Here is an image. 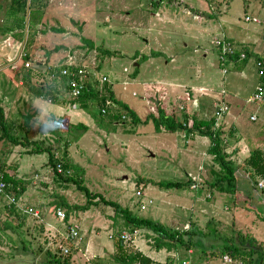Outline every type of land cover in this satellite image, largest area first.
<instances>
[{"label":"rangeland","instance_id":"374dc122","mask_svg":"<svg viewBox=\"0 0 264 264\" xmlns=\"http://www.w3.org/2000/svg\"><path fill=\"white\" fill-rule=\"evenodd\" d=\"M59 1L73 6L71 8H64L56 6V3L47 1L43 16L48 10L50 13L49 18L43 24L37 25L36 33L31 40L34 42L37 36L38 43L44 42L43 44H37V50L46 48V46L51 47L52 51L57 50L59 47L61 49L71 48L74 50L72 57L77 54L75 62L91 65L90 57H93L92 61L97 65V68L102 64L104 68H109L108 71L110 72H113V68L116 67L110 68L111 62L109 61H111L110 58L112 56H119L120 54L118 64L132 69L134 54L142 55L145 53V51L141 50L142 43L139 41L140 38L136 39L134 36L138 32V29H135L136 24L131 26L125 20L119 30L114 31L111 27H108L104 31L97 29L98 27L105 29L104 27L114 23L115 20H123L124 18L132 20L133 18H137L139 21L142 14L149 16L151 8H147L144 5L145 0H128L131 2L129 7L131 10L113 13L114 19L112 11L105 8L107 4L106 0H85L89 2L82 8L78 0ZM95 1L97 3L93 4ZM166 1L169 2V0ZM172 1L171 3H173ZM188 1L195 2V0ZM6 2L9 3V0H0V39L4 34V30L7 29L6 26L11 22V18H8L6 15ZM118 2L119 0H112L111 8L120 7L117 5ZM137 3L138 5H136ZM140 4L142 5L140 6ZM194 7L198 8V5ZM229 7L232 11L237 12V17H240L241 23H245L247 26L260 25V23L245 22L243 19L244 12H247L250 16H256L260 20L264 17V13L261 12L264 10V0H230ZM62 17L66 18L64 25L60 23ZM85 23L87 28L85 31L88 35L92 34V38H86L82 32L83 28H85ZM95 25H97L96 28ZM26 29L27 27L25 26L24 31ZM8 31L6 32L8 33ZM14 31L15 33L19 32V28H16ZM62 32L63 35H61ZM66 32L67 34L65 35ZM13 36L16 37L15 34ZM61 37H67L64 40V44H60L59 39ZM131 38L132 40H129ZM85 39H90L93 42V46H90ZM2 42L0 40V98L7 117L14 115L18 120H21V115L16 114L15 106L18 107L19 105L21 109L25 108L26 106L22 107L21 104L23 101L21 98L24 99V97L18 93V90L16 92H8L10 89L13 90L12 87L16 86L12 82H6L4 70L9 65V68L16 65L24 47L21 44H9L5 42L2 45ZM32 42L24 49L25 53L28 54L27 59L35 61L44 60L40 54L36 53L37 51L33 52L32 57H30L29 47L33 44ZM188 43V53L195 58L196 53H190L195 43L194 41H188ZM94 46L96 50H93ZM26 48H29L28 52ZM100 50H106L109 53L106 54ZM9 51L12 52V56L15 59L7 58V60H4V56L7 57ZM118 51L120 52L119 54H117ZM65 56L67 57V55ZM154 56L159 55L154 54ZM208 58L213 59L215 62V55L212 53L208 55ZM161 59L156 64H160ZM6 61L11 64L6 65ZM206 61H208L207 58L203 60L202 57H199L197 63L193 61V64L199 65V67H202V72L204 71L209 74L208 72L212 70V67L204 68ZM233 62L241 63V66L245 70V76L238 75L236 71L234 72L236 68ZM217 63L220 66L218 57ZM224 66L227 69L229 68L228 72L222 75L218 71L213 77L217 83V88L221 87L223 78L227 82H230L229 84H225L227 93L233 94L237 91L240 98L239 105L235 111L237 122L240 126L252 128L259 126L261 114H264V106L253 101L245 103L246 98L251 95L255 84L259 80L255 59L246 58L240 60L228 57L224 61ZM195 70L196 68L192 71L195 73ZM113 79H115L114 84H116L115 92L117 95L114 94V100L116 99L115 102L118 104L116 109H120V118H122L119 120L120 123L118 125L115 123L108 125L107 121L104 122L106 120L105 117L102 119L95 116L92 117L90 112L85 111L79 106V102L72 104L67 99V105L71 106L72 109L81 108L85 114L91 117L90 120H78L79 117L75 114L65 119L60 117L58 119L59 133L57 134L48 130V127H52L54 124L51 120L43 123L39 122V126L34 123L29 129V137L33 140L42 141V147H46L47 143H49L53 148L52 153H54V158H57V161L61 160L63 167L64 164H67V174L73 175L75 179H80L81 184L87 187L91 193L99 194L106 200H111L119 203L122 207H127L134 215L151 218L180 231L189 229L193 224L200 226V229L205 231L207 229L206 224L212 220L210 224L217 226V230L221 231L222 235H229L230 229L233 228L234 230L253 236L264 249V219L261 218L264 217V188L257 186L258 181L262 177L254 176L251 180L247 179L249 169L247 168L245 159L249 157L250 150L246 149L245 153L242 154L243 158L239 160L235 159L234 161L238 169L235 173L238 188L237 195L226 194L211 189L208 186L210 180H213L210 170L212 172L213 169H217V166L213 162V156L208 152V147L211 145L210 138L202 139V136L194 131L193 135L186 137L183 136L180 130L175 132L157 131L150 119V115L156 113L152 111V108L154 107L153 99L157 95H153L152 92L149 93L150 96H148V100L146 101L148 108L144 105L143 108H138L136 111V107L131 102L129 104L126 95L130 99L135 98L122 92V89L123 91L128 90V84L125 83L121 89L116 78ZM111 83L105 84L110 88V92H112ZM7 85L9 86L8 89L6 88ZM5 94L7 96H4ZM134 96L140 98L138 92ZM149 97H152V100ZM183 98L185 103L188 104L186 96ZM207 98L206 96H200L199 100L201 104L205 105L206 102L203 100ZM171 101H178V99L170 98L168 102L165 99L162 103L163 109L179 121L184 114L177 112ZM23 102H26V100ZM121 105H126L128 108H131L129 105L133 106L135 108L133 112L137 119L133 121L125 113L126 109ZM149 111L152 113H149ZM200 111L199 107L194 115H192V112L188 116H191L193 119L211 118L205 115L200 117L198 115ZM255 112H257L259 118L257 120H249V116L254 115ZM91 113L93 112L91 111ZM101 122L104 123L101 124ZM78 123L86 126L87 129L85 131H81L78 128L75 129L74 132L79 134L78 138L74 139L71 136L68 146L65 147L63 141L66 139L64 138L65 132L68 130V132H72L71 126ZM104 126L108 127V129L104 128ZM222 145L224 151L231 155L229 150L231 146L227 142L222 143ZM260 147L264 151V146ZM27 150L28 147L21 145L12 146L10 143L1 141L0 166L15 178H17L15 175H22L21 180L24 186L22 196L26 197L25 199H28L32 205L45 211L44 221L49 222L48 219L53 216V223L51 224L61 233L65 232V224L76 225L79 234L83 235V238L82 240H67V244H65L70 250L69 253L77 254L78 257L76 259L77 262L74 263L73 260L71 264H121L114 260L112 255L117 251L116 239L120 233L119 231L123 230L132 233L133 236L132 239L125 242L130 252L138 248L143 254L160 263L245 264L241 258H231V262H225L223 254L220 253L221 248H216L214 252L211 249H207L203 251L204 253H200L195 249L185 250L183 248L170 251L161 248L159 251L154 247L153 238L149 236L152 235L151 233L145 232L146 230L143 229H137L133 232L124 229L123 217L115 211V208L100 202L98 197L87 199L86 194L82 192L74 181H61V179L57 178V175L53 174L47 152L29 154ZM246 153L249 154L247 158L245 156ZM14 172L17 174H14ZM197 173L201 174L203 178V182H198H201L200 185L196 184L192 179ZM35 175H38V180L33 179ZM191 180L194 181L192 184L190 183L181 188L164 187L158 184L159 181H179L185 184L188 181L191 182ZM253 185L257 187V190L254 191ZM140 187L142 192L136 194ZM60 198H63L69 205H75L73 209L59 206L68 215L63 221L65 224L54 216V211L58 207L56 202ZM7 211V207L0 206L1 221L5 220V212ZM46 213L48 218L46 217ZM85 215L89 218H82ZM10 219L11 225L9 229H6L4 232L2 227H0V264H41V261L46 257L43 252L37 253L38 246L48 247L54 252L59 251V254H63L56 245H46V229L41 222H35L26 217H13ZM17 224L20 227H16ZM50 232L48 236H51ZM6 233L11 238L9 240L6 237L8 243L4 238ZM55 238L57 242L64 244L60 233L56 232ZM89 238H91L90 242L92 245H88L87 251L84 252L82 245H85L86 240ZM137 241L139 246L135 243ZM23 242L25 243V250H23ZM140 247L142 250H140ZM262 264H264V260Z\"/></svg>","mask_w":264,"mask_h":264},{"label":"crops","instance_id":"0c3cea01","mask_svg":"<svg viewBox=\"0 0 264 264\" xmlns=\"http://www.w3.org/2000/svg\"><path fill=\"white\" fill-rule=\"evenodd\" d=\"M78 1L81 8L86 6L89 2H86L85 0ZM171 1L172 0H169V2L166 0H145L144 5H146L147 8H151L149 16L142 14L139 18V21L137 18H133L132 20L128 18H124L123 20H115L114 23L104 27L105 29H101L99 27L97 28L100 31H104L108 27L113 28L114 31L119 30L125 20L128 21L131 26L136 24L135 29H138V32H136L134 36L136 39L140 38L139 41L142 43L141 50L145 51V53L142 55L134 54L132 69H129L127 66L122 67L118 64V58L120 57L119 51L117 52L119 56H112L110 58L111 61H109L111 62V69L112 67L116 66L113 68V72L108 71L109 68H104L102 64L100 65L99 69L107 74L112 81L110 87L112 88L111 91L113 96L117 95L115 92V79H113L116 78L119 88L121 89L124 85V82H128V90L123 91L122 89V92H124L125 95L127 93L129 96L135 98L130 99L126 95L129 104L131 102V104L136 107L135 109L133 106L129 105L131 107L129 108L130 110L133 111L135 109L137 111L138 108L141 109L144 107V105H146L148 108L146 101L148 100V96H150L149 93L154 90L152 87V82L160 81L162 83V88L160 91L164 92L167 102L168 99L174 98L178 99V101H171L174 104L185 103L183 98L184 96L190 99L188 104H186V108L189 110V113L193 112L192 115H194L197 110H191V100L196 98L198 100V108L200 107L201 109L200 113L198 114L200 117H202V115L211 117L213 115V102L217 98H222L228 103L229 112L228 114L224 115L218 131L221 135L219 137H224L225 143L227 142L231 146L229 147L231 153L230 158H232L231 160L235 161V159L239 160L240 158H243L242 154L245 153L246 149L248 151L253 147L262 149L260 146H264V114H261V122L257 127L252 128L249 126L239 125L235 116L236 108L239 105L238 102H240L239 94L237 91L233 94L227 93L225 84H229L230 82H227L224 78L219 89L217 88L216 81L213 79L214 75L218 73V71L222 75H225L229 70L228 68L226 73H222V70L217 63L218 54L217 49L213 46V40L216 37L224 35L226 38H228V40L235 43L238 47H246L249 53L247 58H254L256 61L258 57H264V17L262 20H260L258 17L250 16L247 12H244L243 19L245 22L260 23V25L247 26L245 23H241L240 17H237V12H234L230 9V0H195V2H190L188 0H173V3H171ZM61 2L62 3L55 5L64 8H71L73 6H69L66 2ZM106 2L107 4L105 5V8L112 11L113 19V13H121L122 11L131 10L129 8L131 2L128 0H119L117 5L120 7L118 8H111L112 0H106ZM96 3L97 1H95L93 4ZM136 5H138V3ZM141 5L142 4H140V6ZM193 5H198V8H195ZM247 6H249V4H247ZM83 12L85 13V11ZM261 12L264 13V10ZM198 13L201 14V18L195 19L193 14ZM49 15L50 13L47 10L44 16H42L39 25L43 24V22H46L49 18ZM245 17H249V20H245ZM253 18H255L256 21H253ZM65 19L63 17L60 19V23L62 25H64ZM130 20L131 22H129ZM96 27L97 25H95V28ZM86 29L85 23V28H83L82 32L86 38H92V34L88 35V33L85 31ZM14 30H16V28ZM9 34L11 35V44H21L24 49L28 45V43H26V32H24V38H22V40L15 38L10 32L3 34L0 40ZM66 34L67 32L65 35ZM61 35H63V32ZM44 36H46V34H44ZM66 38L67 37H61L59 39L60 44H64V40H66ZM135 38L134 40H136ZM129 40H132V38ZM188 41H194L195 43V46L190 52L196 53L195 58H193L188 53ZM32 43L33 44L29 47L30 57H32L33 52L37 51L36 53L40 54L41 58L44 60H39V62L29 59L32 62L31 66L24 67V61L27 60L28 54L25 53L23 49L22 55H20V58H18L15 66L9 68V64L11 63L6 61V65H9L4 70L6 82H12L16 86L12 87L13 90L10 89L8 92H16L18 90V93L24 97V99L21 98V100H26V102H21L22 107L25 105V108L21 109L19 105L18 107L15 106V111L17 112L16 114L21 115V120H18V118L14 115L8 117L9 119L14 121L16 124L23 126L26 118L29 117V129L34 123H36L38 126L40 125L39 122L43 123L45 121L47 122L48 120H51L52 123H54V121L60 117L65 119L67 117L74 116V114L79 117L78 120H90L91 117L85 114L84 111L81 110L82 108L85 111L87 110L90 112L92 117L95 116L99 119H102L101 117H98L99 114L102 115L103 118L105 117L106 119L104 122L107 121L108 125L113 123L118 125L119 122L110 120L112 109L107 110L105 114H101L99 113V106H97L95 102L90 103V107L88 109L83 108L81 105H79L81 108L72 109L71 106L66 104L68 100H70V103L72 104L75 103L71 101L73 99L68 94L67 84L63 83L60 76L58 81H55V78H53L52 75L55 74L56 71H59L61 66L66 65L65 63L69 61L75 62L77 54L75 53L76 55L72 57V52L74 50L71 48L61 49V47H59L57 50L52 51L50 49L51 47L49 46H46V48L42 49L38 48L39 50H37V44L44 43L43 41L38 43L37 36ZM208 47L209 49H207ZM95 48L96 47L94 46L93 50H96ZM28 49L26 48L27 52ZM8 53L9 54H7V57L4 56V60H7V58L15 59V57L12 56L11 51ZM210 53L215 55V62L213 59L208 58ZM154 54H158L159 56H154ZM164 54L165 57L163 58ZM65 55H67V57ZM199 57H202L203 60L207 58L208 61H206L204 68L212 67V70L208 72L209 74L204 71L202 72V67H199V65L193 64V61L197 63ZM159 59H161L160 64H156ZM90 60L92 61L93 57H90ZM233 64L236 68L234 72L236 71L238 75L245 76V70L243 66H241V63L233 62ZM195 68L196 70L194 73L192 70ZM261 80L262 78L259 76L257 83H259ZM103 85L104 84H102V87L104 89ZM6 88L8 89L9 86L7 85ZM98 90H100V88H98ZM131 91L138 92L140 98L133 96ZM129 92H131V94H129ZM4 96L7 95L5 94ZM200 96L208 97L207 99L203 100L206 102L205 105L203 103L201 104L199 100ZM17 108L19 109L17 110ZM257 108H259V106H257ZM91 111L93 113H91ZM174 112L177 113L176 111ZM149 113L152 112L149 111ZM254 115L256 117L254 120H257L259 118L257 112H255ZM250 117L251 115L249 116V120H251ZM104 122H101V124ZM104 128L108 129V127L105 126ZM201 138L207 139L206 136H202ZM248 155V153L245 154L246 158ZM14 174L17 173L14 172ZM15 176L21 180L22 175ZM25 200H27L28 203L30 202L28 199ZM46 217L48 218L47 213ZM82 218L87 219L89 217L85 215ZM50 219H48L49 222L53 223V216ZM138 237L136 238L138 239ZM82 238L83 235H80L81 240ZM90 239L91 238L87 239L86 243L84 242L85 245H82L84 247V252L87 251L88 245H92ZM9 240H11V238H9ZM5 241H7L6 238ZM135 243L137 246H139L138 241ZM140 250H142L141 247ZM76 259H78L77 254L73 253L71 260L72 263L73 260L74 263L77 262Z\"/></svg>","mask_w":264,"mask_h":264},{"label":"trees","instance_id":"16d2710c","mask_svg":"<svg viewBox=\"0 0 264 264\" xmlns=\"http://www.w3.org/2000/svg\"><path fill=\"white\" fill-rule=\"evenodd\" d=\"M48 0H9L6 8V15L8 18H11V22L6 26L7 29L4 30V34L10 32L11 34H15V38L22 40L24 32L28 34L26 43L30 44L32 41V37L35 35L36 30L38 28V24L41 21L43 16L44 7L46 6ZM25 26L27 29L24 31ZM15 28H19V32H14ZM225 37V36H224ZM226 38V37H225ZM227 41L228 38H226ZM85 41L93 46V42L91 40L85 39ZM236 47V50H243L247 55H249L246 47H238L235 43L230 41ZM235 50V51H236ZM109 53L106 50H100ZM101 57V56H100ZM233 58H237L236 55L230 56ZM257 59L264 60V57H258ZM64 66V65H63ZM62 68V67H61ZM56 71L53 74V78L55 81H58L59 76L63 83L67 84L66 78L60 74V70ZM264 81V79H263ZM96 83L92 80L86 81V87L83 89L82 93L78 98L71 100L72 102H79L83 108H89L90 103L95 102L97 106H101L103 101L106 98H110L114 103L115 107H118V104L114 100L113 93L110 92V88L107 85H104L103 91H100L97 88ZM67 90L68 87H67ZM51 95V93H50ZM124 109H126L125 113L130 116L133 121H135L136 115L130 110L126 105H121ZM93 110V109H92ZM120 109H115L113 107L112 114L110 120L119 122L121 115L119 113ZM100 113V112H99ZM109 114V113H108ZM98 117L103 118L102 115H98ZM30 118L27 117L24 125H18L11 119H9L4 111L2 106V101L0 98V141H4L6 143H10L12 146L21 145L23 147H28L27 152L29 154H39L43 152H47L48 161L51 165L55 166L57 163V158H54V153H52V146L47 143L46 147H42V141L33 140L29 137V126L28 120ZM150 119L153 122L154 128L157 131L164 130L167 132H175L182 128V124L180 121L176 120L172 114H167L165 110L161 107L157 108L156 113H152L150 115ZM185 119V118H184ZM214 119H193V128L191 131L198 133L201 136L209 137L211 140V145L208 147V152L213 156V162L216 164L217 169H213L210 173L213 175V180H210L208 186L216 191H220L226 194L236 195L238 192L237 188V178L236 171L237 166L234 161L230 159V155L224 151L222 145V139L219 137L220 132L212 130ZM120 123V122H119ZM58 119L54 121L52 127H48L52 133L57 134L58 131ZM45 127V126H44ZM26 128V129H24ZM81 129V131H85L87 129L86 126L78 123L74 126H71L72 132H65L64 145L68 146L70 142V137L72 136L74 139L78 138L79 134L74 132L75 129ZM47 141V140H46ZM247 168L249 172L247 173V179H252L254 176L264 178V151L261 148L253 147L250 149V155L247 159H245ZM67 164H64L63 173H56V177L61 179V181H74L75 184L82 190L84 194H86L87 199H94L96 197L99 198L100 202L104 204H108L115 208V211L122 215L123 217V226L124 229L131 230L132 232L137 229H143L151 233L149 235L153 238V244L156 249L164 248L168 251L174 249H195L200 253H204L207 249H211L214 252L216 248H221L220 253L225 255H229L232 259L241 258L245 264H262L264 260V249L263 246L253 237L247 234H244L240 231L230 229V234L222 235L221 231L217 230V226L211 225L210 220L206 225L207 229L203 231L197 225L193 224L187 230H178L173 229L169 226H166L163 223L157 222L151 218L141 217L138 215L132 214L130 209L127 207H122L119 203L106 200L103 196L91 193L87 187L81 184L80 179H75L73 175L67 174L66 168ZM214 168V167H213ZM211 169V168H210ZM0 171L3 173L4 179L6 182L12 183L13 186L20 185L21 190L23 191V181L19 178H15L12 174H9L5 169L0 166ZM67 175V176H66ZM80 181V183H79ZM159 185L164 187H177L181 188L185 185L190 184V181L185 184L179 181H159ZM254 186V191L257 190V187ZM210 189V190H211ZM248 194V192H247ZM56 205L65 206L68 209H73L75 205H69L66 203L63 198H60L56 202ZM56 207V208H58ZM258 214V213H257ZM68 216V215H66ZM259 216V215H258ZM15 217H23L19 213H17L13 208H9L7 211V215L4 221L0 220V227L5 232L6 229L10 228L11 219ZM260 217V216H259ZM25 218V217H23ZM27 218V217H26ZM264 219V217H261ZM32 220V219H31ZM34 221V220H33ZM4 223V224H3ZM22 224V222H21ZM29 224V223H27ZM16 227H20L19 224ZM29 228V227H27ZM20 233V232H19ZM8 233L4 236V238H8ZM46 242V241H45ZM117 251L113 253V258L117 262L121 264H165L152 260L150 257L143 254L138 249H134L135 251L130 252L129 247L120 239H116ZM220 242V243H218ZM23 250H25V243L23 242ZM44 253L46 257L41 261V264H71L72 254H59V251L54 252L50 248H44L38 246L37 253ZM171 264V263H169Z\"/></svg>","mask_w":264,"mask_h":264},{"label":"built area","instance_id":"2783aa9c","mask_svg":"<svg viewBox=\"0 0 264 264\" xmlns=\"http://www.w3.org/2000/svg\"><path fill=\"white\" fill-rule=\"evenodd\" d=\"M48 2H53L56 4H60L61 2L59 0H48ZM201 14H193L195 19L201 18L200 16ZM245 20H249V17H245ZM253 21H256L255 18L252 19ZM3 42L5 43H12L11 40V35H6L3 39ZM2 42V43H3ZM213 44L215 46V48L217 49V54H218V59L220 62V68L222 70V73H226L227 72V68L224 66V61L233 55L237 56V59H246L247 58V54L245 53V51L241 50H236L235 49V45L232 44L230 41H227L226 38L224 37V35H221L220 37H216L213 40ZM236 50V51H235ZM91 65H87V64H79V63H75L74 61H69L67 63H65L66 65L61 66V70H60V74L66 78L67 80V87H68V94L70 95V97L72 99L78 98L79 95L82 93L83 89L86 87V81L88 80H92L96 83V85L98 84V88H100V93L103 91V87L102 84H109L111 83V80L109 78V76L107 74H105L103 71H101L99 68H97V65H95L94 61H91ZM32 64V62L27 59L26 61H24V67H30ZM256 65H257V73L260 77L264 78V60L262 59H257L256 60ZM128 83V82H124ZM152 87L154 88V90L152 91L153 95H157V97H155V99H153V104L154 107L152 108V111H157L158 107L164 108L162 103L164 102L165 95L163 91H160V89L162 88V83L160 81H154L152 82ZM103 85V86H104ZM125 88V86H124ZM224 92V91H223ZM132 95H136V92H133ZM152 100V97H149ZM188 99V98H187ZM190 99H188L189 101ZM255 102L259 105H263L264 106V81H260L259 83H257V85L255 86L253 92L251 93V95L246 99V102L250 103V102ZM77 103V102H75ZM74 103V104H75ZM173 106L175 107V109L177 110V112L183 113L184 115L187 116H183L179 119V121L182 124V128L180 129V132L183 133V136L186 137L188 135H193V131H191V129L193 128V118L191 116H188L189 110H187L186 108V103H179V104H174ZM113 107L115 108V103L110 99V98H106L103 101V104L101 106H99V112L101 114H105L107 112V110L113 109ZM198 109V100L196 98H193L191 100V110L192 111H196ZM166 112V111H165ZM229 112V106L228 103L223 100L222 98H217L215 99V101L213 102V115L211 116L214 119L213 122V126H212V130L214 131V135H215V131H218L220 128V124L221 121L224 117V115L228 114ZM170 114V113H167ZM124 118V116H123ZM185 118V119H184ZM256 117L255 115H251L250 119L254 120ZM221 136V135H219ZM222 139V142H225L224 137H220ZM52 170H53V174L56 175V173H63L64 167H63V163L61 160L57 161V163L55 164V166L52 165ZM67 172V170H66ZM68 173V172H67ZM193 176V175H192ZM33 179H39L38 175H35V177H33ZM192 179L196 182V184L200 185V183H198L199 181L203 182V178L201 176V174L197 173L195 177H192ZM24 180V179H23ZM193 180H191V184L194 182ZM257 186L259 188L263 187L264 188V178H261L258 181ZM142 192L141 187L138 188V191L136 192V194H140ZM0 206L3 207H7L9 208H13L17 213H19L21 216L23 217H27L30 218L32 220H34L35 222H41V224H43L45 226L46 232H45V241H46V245H56L63 254H67L69 253V249L65 246V244H67V240H75V239H80V234L78 232V229L76 227V225H72V224H65L63 221L67 218L66 213L64 211V209H62L61 207H58L55 209L54 211V216L61 222H63L65 224V232L61 233L58 231L57 228H55V226L49 222L44 221V215H45V211L39 207H36L34 205H32L31 203H28L22 196V190H21V186L18 184L16 186H13L12 183L6 182V180L4 179L3 173L0 172ZM7 215V212H5V217ZM1 217V216H0ZM183 229H185V227H183ZM49 231H51V236L49 234ZM56 232L60 233L63 237V242L64 244H62L61 242H57L55 236H56ZM120 232V233H119ZM117 239H120L121 242L125 243L128 242L127 240H130L133 238L132 233L123 230V231H119ZM112 236V235H110ZM7 240V239H6ZM8 243V240H7ZM5 243V244H7ZM223 259L225 260V262H231V257L227 254L223 255ZM223 260V261H224Z\"/></svg>","mask_w":264,"mask_h":264}]
</instances>
